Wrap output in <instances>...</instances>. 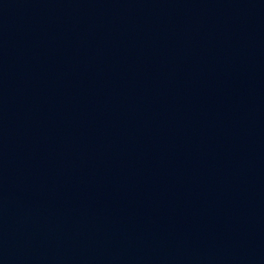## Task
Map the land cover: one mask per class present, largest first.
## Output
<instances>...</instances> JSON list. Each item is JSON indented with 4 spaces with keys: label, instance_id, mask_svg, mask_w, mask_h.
<instances>
[{
    "label": "water",
    "instance_id": "95a60500",
    "mask_svg": "<svg viewBox=\"0 0 264 264\" xmlns=\"http://www.w3.org/2000/svg\"><path fill=\"white\" fill-rule=\"evenodd\" d=\"M0 264H264V0H0Z\"/></svg>",
    "mask_w": 264,
    "mask_h": 264
}]
</instances>
